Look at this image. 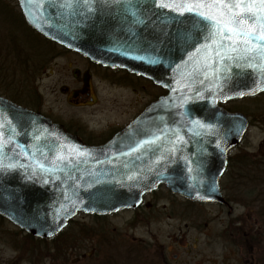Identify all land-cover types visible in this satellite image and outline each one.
Here are the masks:
<instances>
[{
  "label": "water",
  "instance_id": "1",
  "mask_svg": "<svg viewBox=\"0 0 264 264\" xmlns=\"http://www.w3.org/2000/svg\"><path fill=\"white\" fill-rule=\"evenodd\" d=\"M29 27L170 94L100 145L0 95V215L51 238L79 212L138 206L164 183L201 202L249 118L223 103L264 92V0H18Z\"/></svg>",
  "mask_w": 264,
  "mask_h": 264
},
{
  "label": "flooded vegetation",
  "instance_id": "2",
  "mask_svg": "<svg viewBox=\"0 0 264 264\" xmlns=\"http://www.w3.org/2000/svg\"><path fill=\"white\" fill-rule=\"evenodd\" d=\"M16 4L18 8V0ZM56 45L61 50L49 56V73L39 74L34 104L29 107L61 124L86 144L107 142L150 104L170 94L169 88L151 78L104 66ZM64 52L74 55L61 56ZM58 60H64L62 66ZM42 65L46 64L40 68ZM52 75L57 86L54 90L44 80ZM49 95L54 96L53 101ZM243 153L248 157L242 163L237 156ZM226 166L219 182L224 201L185 199L161 184L134 208L84 216L95 222L115 223L113 231L102 224L100 236L125 247L123 251L131 253L132 260L127 262L130 264H264V154L255 155L249 150L231 153ZM122 219L123 225L118 226L120 221H116ZM15 227L13 243L24 236L42 243L59 237L38 239ZM200 232L210 237L208 251L201 249ZM51 250L56 251L57 246L54 244L50 253Z\"/></svg>",
  "mask_w": 264,
  "mask_h": 264
},
{
  "label": "rangeland",
  "instance_id": "3",
  "mask_svg": "<svg viewBox=\"0 0 264 264\" xmlns=\"http://www.w3.org/2000/svg\"><path fill=\"white\" fill-rule=\"evenodd\" d=\"M0 1L11 8L10 11L13 16L17 15L6 18L4 13L0 11V44L7 43L9 37H17V39L23 41L26 34H23L24 30L22 33V28H20L21 26L17 21V17L21 12L19 7L16 8V0ZM0 7H2V4H0ZM12 18H15V20ZM29 36L32 38L31 35ZM24 46V52L26 53L22 55L24 57L22 59L24 60L23 63L18 59V56L21 55L12 52L13 50L9 46L5 51H0V61L5 65V69L0 71V94L15 95L20 103L33 106L39 74L49 73V56L59 54L58 52L61 49L56 44L43 48L34 45L37 48L35 50H31L29 45ZM60 55L74 54L64 52ZM63 61L59 62L60 66H62ZM41 64L48 66L42 65V68H40ZM54 78V75H52L44 79L52 90L57 87ZM49 99L53 101L54 96L49 95ZM226 107L246 113L251 120L249 131L246 132L247 134L242 143L232 150V155L237 152H244V150H249L255 155L264 154V93L256 97L229 101L226 103ZM238 210H241V208L238 207ZM85 219H87V222H84ZM119 221L118 226L123 225L121 223L124 219L118 220L116 223ZM104 223L107 227H110V231H113L115 223L108 220L95 222L94 219H88L82 213L69 224L55 241L49 240L42 243L38 240H28L24 236L20 237L18 242L13 243V233L16 232L13 229L17 228L10 221L0 218V264H111L112 261V264H130L127 262L132 260L131 253L123 251L125 247L122 248L118 242L114 244L107 238L104 240L100 236V231L104 226L102 224ZM198 236L200 237L199 242H201L202 251H208L211 247L207 243L211 242L207 232H200ZM121 243L126 244V242ZM54 244L57 246L58 251L51 250L50 253V248L54 247ZM216 252L221 253L222 251L217 250Z\"/></svg>",
  "mask_w": 264,
  "mask_h": 264
},
{
  "label": "trees",
  "instance_id": "4",
  "mask_svg": "<svg viewBox=\"0 0 264 264\" xmlns=\"http://www.w3.org/2000/svg\"><path fill=\"white\" fill-rule=\"evenodd\" d=\"M3 8V10H2ZM11 8L8 7V5L6 4H2V7H0V11H2L4 13V16L7 17H14L17 15H12V12L10 11ZM13 20H15V18H12ZM9 20V18H8ZM17 21L19 22V25L21 26L20 28H22V33L24 30V35L26 34V37H24L23 41H20L19 39H17V37H9L8 38V42L7 43H1L0 44V51H5L6 49H8V46L13 50L12 52H15L17 55H21L18 56V59L23 63L24 60H22L24 57L22 56L23 53L25 51V46L24 45H29L31 48V50H35L37 49L34 45H37L38 48H43V47H51L53 46V44H55L54 42L47 40L46 38H44L42 35H40L39 33H37L35 30H33L31 27H28L27 23L25 22L23 16L19 13V16L17 17ZM32 36V38L36 39L33 40L32 38H30V36ZM11 52V51H10ZM7 65V63H6ZM2 69H5V65L3 64V62L0 61V71ZM9 95V97H11L13 100L15 101H20L17 99V97L15 95H10V94H6ZM237 157L242 158V163L245 162L244 161V157H248L247 155H245V153L243 154H238ZM252 161V160H251ZM249 162V161H248Z\"/></svg>",
  "mask_w": 264,
  "mask_h": 264
}]
</instances>
